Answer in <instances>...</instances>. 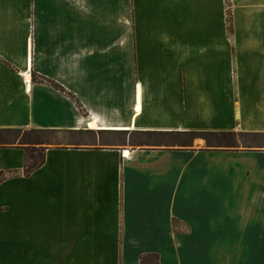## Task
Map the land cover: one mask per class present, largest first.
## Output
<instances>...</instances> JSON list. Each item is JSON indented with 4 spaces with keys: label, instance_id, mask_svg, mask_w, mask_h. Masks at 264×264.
<instances>
[{
    "label": "crops",
    "instance_id": "obj_1",
    "mask_svg": "<svg viewBox=\"0 0 264 264\" xmlns=\"http://www.w3.org/2000/svg\"><path fill=\"white\" fill-rule=\"evenodd\" d=\"M261 12L234 40L223 0H0V129L264 133ZM182 153L51 146L26 177L25 150L0 147V264H140L127 259L149 253L182 264L194 224L147 215L142 228L129 210L184 202L209 211L210 231L223 219L209 234L214 264L218 249L224 264H264V149L219 154L207 195L185 192L184 169L159 158ZM152 237L170 239L172 259L137 245Z\"/></svg>",
    "mask_w": 264,
    "mask_h": 264
},
{
    "label": "rangeland",
    "instance_id": "obj_2",
    "mask_svg": "<svg viewBox=\"0 0 264 264\" xmlns=\"http://www.w3.org/2000/svg\"><path fill=\"white\" fill-rule=\"evenodd\" d=\"M223 9H224V19L222 18L223 24L226 26V31L228 35H232L234 40L237 36L236 30L239 27L247 26V25H255L257 24V15L262 13L261 10L264 9V0H223ZM245 40H243L244 42ZM90 131L92 133H97L99 131H109L111 130H84ZM219 131H227L219 130ZM230 131V130H229ZM235 132H238L235 131ZM249 132V131H248ZM103 140H106L105 143H100L98 136H92L88 132L86 134L77 136L70 135L67 133L58 134L56 142L57 145L52 146H74L73 144H82V145H92L96 144V146L100 147H117L123 150H138L139 148H157L166 149L169 151H182V152H190L197 154L195 157L191 156L190 153H182V155L178 157H163L160 156L161 162L163 165L172 167L183 168L186 172L184 175V191L187 192L194 188L202 189L201 192L207 195L208 187L210 183L213 185L212 176L216 175V172L223 171L225 168V157L223 155L225 150L222 148H208L205 140L196 139L193 142L192 147H165V146H145L141 147L135 145L133 142V137L127 136L120 137L113 134L104 135L101 137ZM238 149L250 148V149H264V138H241L237 139ZM153 143V142H149ZM71 144V145H70ZM185 154V155H184ZM207 154H213L209 156ZM155 161V160H154ZM155 162H158L156 160ZM214 173V174H213ZM183 191V189H182ZM175 214L179 217L189 220L194 224L195 234L188 238L186 245V251L184 256L182 257V264H214V258L210 255L209 252V234L213 232L215 229H211L209 227V219L207 210H199L195 208L193 204L184 202L182 205H175L171 209H165L163 207L159 209L149 208L146 206H142L141 204H135L129 210V217L131 221H134L137 226H141L143 228V224H145L146 216H152L150 220L154 219L158 222V226L163 227V222L166 221L169 215ZM143 223V224H142ZM218 226L215 231L223 232L224 224L223 219L220 221L218 219ZM141 224V225H140ZM191 227L182 222L174 223V232L177 233H190ZM145 234V233H141ZM139 232H132L133 238H140L141 236ZM170 239L164 237H152L146 239V241H136L138 243H143L147 247L157 250L156 252H161L164 256L173 258L171 252V241ZM142 245V244H140ZM216 253V264H224V253L217 250ZM141 254L137 256L131 255L128 261L133 263L135 260L137 261ZM144 255V254H143ZM7 260V259H6ZM124 259H122L123 264ZM1 264H15V259L9 258L7 263L2 261ZM173 264V263H172Z\"/></svg>",
    "mask_w": 264,
    "mask_h": 264
},
{
    "label": "trees",
    "instance_id": "obj_3",
    "mask_svg": "<svg viewBox=\"0 0 264 264\" xmlns=\"http://www.w3.org/2000/svg\"><path fill=\"white\" fill-rule=\"evenodd\" d=\"M95 131V130H93ZM98 131V130H96ZM92 136H98L100 143L107 142L101 137L104 135H117L120 137H133L135 145L145 146H165V147H192L194 140H205L208 148L238 149L236 140L239 138H264V133L255 132H233V131H99L92 133L90 131H60L51 129H0V147H20L25 150V162L23 175L28 177L35 170L41 168L46 161V151L52 145H57L58 134L67 133L70 135H83L86 133ZM153 142V143H149ZM71 145V144H70ZM77 147L87 145L73 144ZM96 146V144L88 145ZM9 175L0 172V183L8 178ZM140 264H160V255L158 253L144 254L140 257Z\"/></svg>",
    "mask_w": 264,
    "mask_h": 264
},
{
    "label": "bare ground",
    "instance_id": "obj_4",
    "mask_svg": "<svg viewBox=\"0 0 264 264\" xmlns=\"http://www.w3.org/2000/svg\"><path fill=\"white\" fill-rule=\"evenodd\" d=\"M125 155H128V152L127 151L125 152Z\"/></svg>",
    "mask_w": 264,
    "mask_h": 264
}]
</instances>
